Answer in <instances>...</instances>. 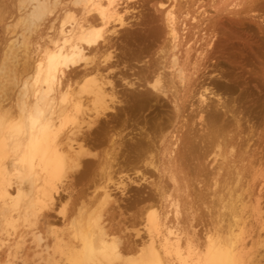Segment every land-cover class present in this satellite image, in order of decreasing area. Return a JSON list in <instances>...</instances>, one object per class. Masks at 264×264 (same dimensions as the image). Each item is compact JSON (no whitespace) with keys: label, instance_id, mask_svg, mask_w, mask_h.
Returning a JSON list of instances; mask_svg holds the SVG:
<instances>
[{"label":"bare ground","instance_id":"1","mask_svg":"<svg viewBox=\"0 0 264 264\" xmlns=\"http://www.w3.org/2000/svg\"><path fill=\"white\" fill-rule=\"evenodd\" d=\"M166 1L168 5L163 0H18L17 10H25V17L21 16L24 30L35 29V24L48 15L54 17L44 43L36 45L37 53L33 50L35 56H28L30 62L23 57L22 69L15 65L13 73L25 77L20 82L17 117L0 119V214L6 224L12 225L17 218L28 220L39 208L54 204L66 170L75 166L80 181L95 189L91 197L82 189L79 198L85 196L86 201L71 209L70 214L80 223L102 220L104 207L113 202L135 213H123L120 218L108 216L109 223L144 224L145 239L138 233L142 240L139 245L130 241L124 246L137 257L122 264H253L251 251L264 246V236L260 235L258 241L254 238L249 248L247 219L251 211L262 212L260 203L264 200L260 202L258 197L253 205L248 184L230 204V219L224 229L223 225H219L220 230L210 225L201 236L192 224L194 213L187 215L186 227L181 224L184 209L192 208L183 199L189 187L188 176L203 171L207 155L214 150L219 174L228 153L243 163L251 152L243 149L245 143L221 123L231 109L220 94L207 87L214 80L201 71L204 50L199 55L195 50L198 56L193 53L194 58L190 41L183 43L181 30L187 29L189 0ZM3 7L1 3L0 11ZM149 7L152 12L147 11ZM198 15L192 21L199 30L209 13L202 10ZM23 41L27 43L26 38ZM208 41L209 46L212 39ZM16 47L22 51L21 46ZM204 78L210 80L206 87ZM93 147L100 152L85 160ZM9 152L13 160L6 164ZM233 167L238 170V181L242 180L245 166ZM152 175L158 181L152 180ZM12 178L16 180L15 195L10 190ZM164 178L169 181L163 185ZM100 189L103 204L95 206ZM116 190L118 197L113 196ZM105 225L94 235H81L82 247L68 251L69 264L121 261L122 241Z\"/></svg>","mask_w":264,"mask_h":264},{"label":"rangeland","instance_id":"2","mask_svg":"<svg viewBox=\"0 0 264 264\" xmlns=\"http://www.w3.org/2000/svg\"><path fill=\"white\" fill-rule=\"evenodd\" d=\"M1 1L5 8L3 7L4 11H0V62H2L1 60H3L2 58L4 55L5 57L8 55L11 57H7V60L4 58L3 63H0V66L3 65L0 67V119L7 117V119L12 120L13 118L17 117L19 112V108L17 107H19L20 91L22 90L21 84L25 78L21 73L19 74L22 77L19 74H14L13 72L17 70V65H19V69L21 66H23L25 59H28L30 62L29 57L35 56V53H37L36 49L39 46H42L46 36L49 34V31L51 32L49 25L51 24L54 14L48 15L45 18L46 20L38 22L40 25L38 23L35 24V29L24 30L22 18L25 17V10H17L18 0ZM189 2L191 4L189 11L190 15H188V19L185 22L187 24L186 31L182 32L181 30V34H183V40L185 38V40L182 41L183 43L190 41L188 46L191 45L193 48L191 56H198L199 53L203 52L204 50L202 58L205 57V59L204 61L199 62L200 64H204H202L200 68H202L201 71L203 70L202 72H204L207 77L209 75L211 76L210 78L214 80V83H212L211 86L209 84L207 86L206 82L210 80L208 78H204L205 87H209L210 90L212 88L214 92L220 94L223 101H227L226 103L231 109L227 117H223L221 119V123L228 127V130L231 131V134H234V136L236 135V137L238 136V141L240 140L245 143L243 145V149L245 148V150L247 149L251 152L249 153V160L246 159L243 161V163H238V157L235 158L233 153H228L227 160L225 161L222 169L218 171L219 174H217L218 168L217 163H214L213 160V150V152L211 154L209 153L207 158L204 160L205 170L203 169V171H201L203 173L201 174L200 172L195 176H193L191 173V175L188 176L189 187L187 190H185L187 192L185 193L183 199L184 202H190L189 205H191L192 208L190 210H187L186 208L184 209L185 218L181 224L182 227H186L189 223L187 222V215H193L194 213L195 220L192 224L197 229L198 233L201 232L200 235L202 236V234H204L207 229H210V225L211 228H215L216 230H220L222 227V229H224V227L228 225L230 219L229 206L235 200L237 192L240 193L241 188L245 187L246 184L249 185L248 191L251 194L250 198L252 199L251 203H253V205L256 204L255 200L258 197L262 199H260V202L264 200V0H189ZM163 3L168 5L166 0H163ZM28 8L26 10H28ZM138 10H141V8H138ZM202 10H206L209 13V16L207 17L208 20H206V22L198 30V27L192 21V18L199 16L198 13ZM147 11L152 12V8L149 7ZM3 12L5 13L4 15ZM20 18L22 20H20ZM45 26H48L47 29L45 28L46 30L44 29ZM182 28L183 27H181V29ZM194 31H197V33ZM24 38L27 39V43H24ZM208 38L209 40L212 39V42L209 46L207 45L209 42ZM15 45L18 47L21 46L22 48L20 49H22L23 52L18 50ZM188 46L183 47V49H186ZM32 47L34 48L32 49ZM11 48L13 50H11ZM197 49L198 55L194 52ZM24 50H30L28 53L30 54L32 52V56H30L27 52L24 53ZM10 51L13 53H10ZM193 53L194 55H192ZM195 56L194 58H196ZM19 57L21 58L19 59ZM17 62H21L22 65H20V63L18 64ZM2 76L5 77L3 78ZM19 84L20 88L18 87ZM6 88L8 89L6 90ZM207 94H209V92ZM211 96L212 95H208L207 97L210 98ZM198 97L199 94H196L195 100H198ZM210 99L213 101L215 97L212 96ZM216 100L217 98L214 101ZM233 115L236 119L232 118L234 117ZM236 121H238L237 124ZM130 122L132 123V121ZM196 126V130H199L198 122ZM72 127L73 126L70 128ZM133 128H135V126H133ZM243 138L245 139L243 140ZM252 144L254 146H252ZM249 145H251V147ZM76 147L78 146L76 145ZM89 150L91 155L90 157L84 158L85 160L92 159L91 156H94L100 152V148L98 149L97 147L90 148ZM10 153L11 152H9V154ZM12 155L10 154L7 157L5 160L6 164L11 163L13 160ZM218 160L221 161L220 158H218ZM241 164L245 166L244 174L242 173L241 175L243 178L240 179L242 180L238 181L237 177L235 176L238 170H233V166L240 167ZM211 167L214 170H212ZM129 175H131V177H137L130 172ZM252 176L255 179L252 178ZM158 179L159 178L157 176L152 175V180L158 181ZM166 179L167 178L163 179V185L169 181ZM15 181L16 180L12 178L10 190L13 195H15L14 191L16 189V186L14 187V185H16ZM149 181H151V179ZM185 182L187 183L186 179ZM59 186V194L55 195L54 204L39 208L35 216L29 217L28 220H19L17 218L14 224L8 225L4 222L3 217L0 214V264H69L68 251H77L82 247L81 241H79L81 240V235H94V233L98 232L99 227L105 224L107 229L110 227V231H113V234L120 241H122L121 251L123 258L120 262L118 260L113 263L122 264L123 261H128L131 259L133 260L137 257L138 254L134 253L135 255H132V252L125 251L124 246L129 244L130 241L139 245L141 243L140 241L142 240L139 241L141 238L137 236L138 233H140L142 239H145L144 224L142 222L131 223L129 221L123 222L115 220L112 223H109L107 221L108 216L114 215L116 218H120V214L124 213L128 215L132 212L135 213V210L129 209L125 211L123 207L118 208L112 202L110 206L104 207L102 215H100L102 220L98 221L97 223H95L93 220H91L90 223H80L81 221L79 222L77 220L76 215L73 216V214H70L71 209L74 207V205L79 204L80 201H86L87 198L84 197H88V194L90 193L91 197L93 194L92 191L95 190L94 187L89 184L84 185V181H80L78 170L75 166L66 170V175L63 177ZM82 189H86L85 196L82 197L83 199L79 198V193ZM185 191H183V193ZM99 192V195L96 194L97 200L95 206H100L103 204L102 202L104 195L101 189ZM188 192L189 194H187ZM187 195L190 197L187 198ZM113 196L118 197V191L117 193L114 191ZM99 203L101 204L97 205ZM260 204L262 205L260 207L263 208L264 201ZM0 206L2 207L1 201ZM16 213L17 212L13 214L16 216ZM94 215L95 217L99 216L98 212H96ZM249 215L250 216L247 219V222H249L247 229L250 233L248 232L246 235V242L251 240L250 242H247L249 245L248 247L250 248L254 238V241H258L260 239V235L261 237L264 236V232L262 233V231H264V208L262 209L261 213L256 214V212L251 211ZM73 217L76 219V223L74 222ZM204 217L207 218V220ZM30 219H32V221ZM198 221L201 223H197ZM219 225L223 226L219 227ZM252 228L253 230H251ZM7 238H9L8 241ZM201 241H203L202 237ZM42 245H45V249ZM11 250L12 252H15L12 253ZM251 252H253V264H264V246L259 245V247L257 246L256 248L252 249ZM39 255H44L47 257L45 258Z\"/></svg>","mask_w":264,"mask_h":264}]
</instances>
